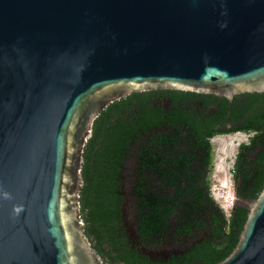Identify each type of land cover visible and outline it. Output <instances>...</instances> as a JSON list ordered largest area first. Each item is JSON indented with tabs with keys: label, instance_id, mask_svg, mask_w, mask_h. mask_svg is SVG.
<instances>
[{
	"label": "water",
	"instance_id": "95a60500",
	"mask_svg": "<svg viewBox=\"0 0 264 264\" xmlns=\"http://www.w3.org/2000/svg\"><path fill=\"white\" fill-rule=\"evenodd\" d=\"M160 88L262 92L264 0H0V264H109L83 231V148L109 103ZM246 204L215 264H264V185Z\"/></svg>",
	"mask_w": 264,
	"mask_h": 264
},
{
	"label": "trees",
	"instance_id": "16d2710c",
	"mask_svg": "<svg viewBox=\"0 0 264 264\" xmlns=\"http://www.w3.org/2000/svg\"><path fill=\"white\" fill-rule=\"evenodd\" d=\"M238 94L221 101L230 113L226 118L245 119L233 129L218 130L213 120L195 119L178 126L183 131L174 132L172 125L160 128L159 123L165 122L153 111L134 123L120 109L126 102L123 97L99 113L83 148L79 202L83 231L103 260L109 264H215L232 251L246 218V202L253 201L264 185V90L241 92L242 101H237ZM156 127L159 130L154 132ZM230 130L256 131L252 145L262 148L258 156L247 159L240 145L236 164L241 165L233 174L234 180L240 179L236 187L240 201L226 214L210 193L208 175L213 160L210 137ZM132 140L141 144L139 153L146 168L139 181L147 182L127 193L139 244L128 237L123 217L122 183L127 179L123 170L129 152H134ZM172 241L181 246L179 253L166 258H151L138 249Z\"/></svg>",
	"mask_w": 264,
	"mask_h": 264
},
{
	"label": "flooded vegetation",
	"instance_id": "af4514ba",
	"mask_svg": "<svg viewBox=\"0 0 264 264\" xmlns=\"http://www.w3.org/2000/svg\"><path fill=\"white\" fill-rule=\"evenodd\" d=\"M239 94L237 95V101H242L243 96ZM223 97L224 96L222 95H215L210 93H197L193 91H183L170 88L151 89L139 92H131L127 94L125 97H123L126 101V104L124 103V105H120L123 106L122 108L120 107V109H122V113L124 114L125 118L134 123L139 122L141 118L147 113V111L157 112L159 118H162L163 122H165L159 123L160 128L162 127L163 129H165L166 124L172 125L174 126L172 128L174 132L178 130L183 131L184 128H179L178 126H180L181 124L186 125L190 123L188 122L189 120L194 121L195 119L203 121V123L206 122V119L209 122L210 120H213L214 128L218 130L233 129L234 127L241 126L243 124V121L245 120L243 119V117L239 116L240 118H238V120H229V118H226L230 113L226 110L224 104L221 106V101ZM128 101L130 102L128 103ZM178 116H184L187 117V119L177 118ZM220 119L224 120L220 121ZM157 130H159L158 127L153 129L154 132H156ZM236 132L245 133L248 135V137L246 142L238 143L237 150L234 155L233 165L230 172L234 198L229 210H231L235 206V204L240 201V198L237 193V188L240 184V179H233V174L235 173V170L241 165V163L236 164V155L240 151V145L243 144L241 150L243 152V157H246L247 159H251L253 157L258 156L260 149L262 148L259 145L257 147H253L252 145V139L256 135V131L230 130L227 132L216 133L210 137V140L218 135L233 134ZM148 135L151 136L152 133L149 132ZM143 139L144 143H146L147 137H144ZM131 145L135 147L133 149L134 152H129V156L132 159L130 171L131 177L129 180L125 179V181L122 183V188L124 184H128L129 188L136 189L138 187L145 186L147 183L146 181H139L138 177L142 172L145 171L146 168L144 166V158L142 157L143 155L139 153L141 144L138 140H132ZM211 169L212 166L210 167V170ZM206 172H208V169L206 170ZM133 224H135L134 221ZM167 243L173 245L172 246L168 244V248H166L167 250H171L175 245H177V243H174L173 241ZM164 244L165 243L162 242L160 245L164 246ZM104 246L107 248L106 245Z\"/></svg>",
	"mask_w": 264,
	"mask_h": 264
},
{
	"label": "rangeland",
	"instance_id": "374dc122",
	"mask_svg": "<svg viewBox=\"0 0 264 264\" xmlns=\"http://www.w3.org/2000/svg\"><path fill=\"white\" fill-rule=\"evenodd\" d=\"M248 135L242 132H236L227 135H218L213 137L211 141L213 149V163L212 169L209 173L210 179V193L214 199L218 202L219 207L224 210L227 214L229 212L230 206L232 205L234 194L232 191L231 182V168L233 165L234 155L237 150L238 143L246 142ZM131 163L132 159L126 163L123 173L127 175V180L131 177ZM225 180H224V179ZM123 193L126 194L124 199V221L130 223L133 219V208L131 207L132 200L127 196L129 192L128 184L123 185ZM134 227V225H133ZM139 244V242L137 241ZM163 245H157L155 249L168 248L167 242ZM167 243V244H166ZM172 245V244H170ZM173 246V245H172ZM151 248V249H152Z\"/></svg>",
	"mask_w": 264,
	"mask_h": 264
},
{
	"label": "bare ground",
	"instance_id": "6f19581e",
	"mask_svg": "<svg viewBox=\"0 0 264 264\" xmlns=\"http://www.w3.org/2000/svg\"><path fill=\"white\" fill-rule=\"evenodd\" d=\"M224 179V178H223ZM225 180V179H224Z\"/></svg>",
	"mask_w": 264,
	"mask_h": 264
}]
</instances>
